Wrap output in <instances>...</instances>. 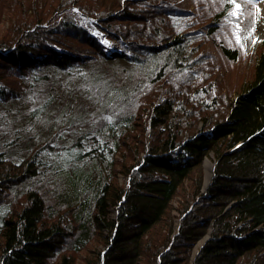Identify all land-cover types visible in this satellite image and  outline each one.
Returning a JSON list of instances; mask_svg holds the SVG:
<instances>
[{
    "label": "trees",
    "instance_id": "16d2710c",
    "mask_svg": "<svg viewBox=\"0 0 264 264\" xmlns=\"http://www.w3.org/2000/svg\"><path fill=\"white\" fill-rule=\"evenodd\" d=\"M201 7L0 0V264H264V40L221 91Z\"/></svg>",
    "mask_w": 264,
    "mask_h": 264
},
{
    "label": "rangeland",
    "instance_id": "374dc122",
    "mask_svg": "<svg viewBox=\"0 0 264 264\" xmlns=\"http://www.w3.org/2000/svg\"><path fill=\"white\" fill-rule=\"evenodd\" d=\"M173 3H182V6L197 16L199 8L201 14L209 13L201 7L205 0H169ZM212 8V14L221 12L216 19L218 29L205 38L208 20L200 27L199 32L203 40L205 56L208 57V71L217 81L221 91L232 94L242 90L252 77V69L257 50L264 40V0H206ZM199 6V7H198ZM210 17V15H207ZM205 15V17H207ZM212 17V16H211ZM208 18V17H207ZM103 41L104 39L101 38ZM109 43V42H108ZM115 46L114 43H111ZM230 47L238 50V58L227 60L221 53V47ZM213 161L210 157L203 162L204 179L207 174L212 176ZM119 183L123 184L122 176H117Z\"/></svg>",
    "mask_w": 264,
    "mask_h": 264
},
{
    "label": "water",
    "instance_id": "95a60500",
    "mask_svg": "<svg viewBox=\"0 0 264 264\" xmlns=\"http://www.w3.org/2000/svg\"><path fill=\"white\" fill-rule=\"evenodd\" d=\"M212 170H213V166H212ZM210 178L211 176L209 177V180L207 182H205V179H204V184H203V190L207 187V185L209 184L210 182ZM207 239V237H205L202 242H204L205 240Z\"/></svg>",
    "mask_w": 264,
    "mask_h": 264
},
{
    "label": "bare ground",
    "instance_id": "6f19581e",
    "mask_svg": "<svg viewBox=\"0 0 264 264\" xmlns=\"http://www.w3.org/2000/svg\"><path fill=\"white\" fill-rule=\"evenodd\" d=\"M209 180V174H207L205 182H207Z\"/></svg>",
    "mask_w": 264,
    "mask_h": 264
}]
</instances>
